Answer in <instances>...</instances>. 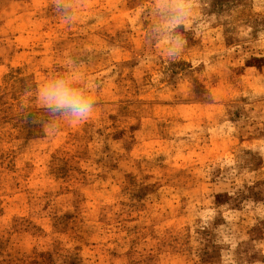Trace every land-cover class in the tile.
I'll return each instance as SVG.
<instances>
[{"label":"rangeland","instance_id":"1","mask_svg":"<svg viewBox=\"0 0 264 264\" xmlns=\"http://www.w3.org/2000/svg\"><path fill=\"white\" fill-rule=\"evenodd\" d=\"M0 264H264V0H0Z\"/></svg>","mask_w":264,"mask_h":264},{"label":"clouds","instance_id":"2","mask_svg":"<svg viewBox=\"0 0 264 264\" xmlns=\"http://www.w3.org/2000/svg\"><path fill=\"white\" fill-rule=\"evenodd\" d=\"M179 2L182 0H178ZM182 11V7H177V14ZM61 12L65 15V19L70 18V10L62 8ZM94 86L98 87V84L92 82L86 86V89H77L72 87L68 80L59 78L43 90L44 107L52 117H62L68 121L84 120L95 108L92 99Z\"/></svg>","mask_w":264,"mask_h":264}]
</instances>
